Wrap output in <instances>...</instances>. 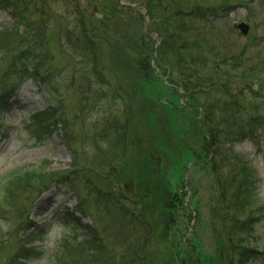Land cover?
<instances>
[{
    "label": "rangeland",
    "instance_id": "1",
    "mask_svg": "<svg viewBox=\"0 0 264 264\" xmlns=\"http://www.w3.org/2000/svg\"><path fill=\"white\" fill-rule=\"evenodd\" d=\"M43 5L51 13L46 46L51 57L52 88L47 91L46 87L28 80L16 90L9 102L10 109L0 113V264H9L8 258L16 255L18 248L34 250V253L29 254L30 260H19V264H52L60 245L74 237L77 243L82 241L80 235L69 233V229L59 221L60 216L55 217L72 212L78 200L76 195L80 193L82 199L86 193L82 185L74 190L77 194L67 188L44 193L38 198L33 193L23 194L11 206L3 201V189L6 188V182L16 176L30 174L37 178L77 169L70 167L74 157H78L81 162L79 164H83L85 161L92 162L95 156L103 152L117 154L111 147L109 150L107 144L96 141V134L90 124L100 125L114 120L123 123L130 114L134 120L140 117L137 111L139 95L134 90L132 93L136 96L132 95L129 100L128 84L132 78L123 70L128 69V65L132 67L133 61L138 60V55L142 57V37L149 45H153L151 75L152 79L156 75L159 80L156 84H142L146 99H141L145 103L155 100L156 103L163 104V111L157 108L153 115L147 113L139 121L133 120L135 124L129 129L126 139V162L122 158L115 166L114 175L118 176V180L113 179L114 177L110 179L115 184H121L123 192L130 198L137 197H134L135 191L141 185L140 181L144 182L143 195H148L151 201L145 200L141 205L146 207L148 218L157 225L155 234L151 233L150 241L146 240L152 246L151 259L145 264H179V261L188 260L190 256L184 248L179 251L180 257L175 256L170 243L165 244L161 239L162 220L156 214L160 207V188L184 195L182 201L187 208L184 214L187 217L173 222L179 232L173 242L181 240L194 245L196 251L192 253V261L200 259L202 264H219L221 258L216 248L219 243L225 244V239L224 243L220 242L223 237L219 235L221 230L218 221L223 212H215L219 193L207 171L194 166L198 158L200 162L205 157V152L200 151L201 128L192 118V108L187 103L186 93L176 69L173 68L174 52L163 49L165 44L155 33V20L149 17L145 0H45ZM109 8L112 12L110 11L109 17L103 18L97 35L96 68L101 72L102 80L98 79L96 85V76L90 72L92 65L89 60L74 53L66 40L60 37V33L64 30L66 33H75L81 19L85 22L90 20L89 17L99 19L101 16L95 10L99 12ZM75 11L79 13L75 15ZM240 23L249 27L245 36L236 29V25ZM13 29L14 21L9 12L0 11V33L11 30L14 33ZM195 29L194 35L202 36L216 51L235 55L242 53L248 61L246 69L256 70L258 67L264 70V0H257L253 8L236 9L226 18L218 16L214 20L201 22ZM22 31V27L17 28L18 35ZM2 54L3 51L0 56ZM204 55L214 56L212 53ZM5 68L6 66L0 65V71ZM241 70L243 69L236 72ZM79 83L84 86L92 84L93 92L90 97L84 95V87L79 90ZM162 84L165 90L162 89ZM79 105L85 109L80 111ZM187 106L188 109L183 108ZM50 108L58 110L62 118L70 123L69 138L71 137V147L76 151L73 157L62 130L49 138H42L41 141H37L30 133L31 116ZM260 111L263 115L264 107ZM159 113L166 118V125H160L157 121ZM160 119L162 122L165 120ZM57 128L59 130L60 127ZM87 134L94 135V139L86 138ZM232 153L245 162L256 179L252 230L244 245L263 253L259 261L253 264H264V146L258 147L246 141L235 144ZM84 168L87 166L84 165ZM96 173L102 175L106 171L98 170ZM138 176H141L140 180ZM93 184L109 190L107 187L103 188L104 183L96 178L93 179ZM153 206L155 217L149 213ZM22 208L26 215L22 218V214L18 218L17 211ZM93 212L89 217L84 216L80 225L95 227L101 233V229L108 225L105 223L106 218L102 212L101 215L95 212V216ZM22 221L25 222L20 228ZM107 233L108 231L102 234L107 244V260L114 256V260L120 264L124 251L119 243L121 240L114 242L112 232L109 235ZM234 241L236 242L235 238Z\"/></svg>",
    "mask_w": 264,
    "mask_h": 264
},
{
    "label": "trees",
    "instance_id": "2",
    "mask_svg": "<svg viewBox=\"0 0 264 264\" xmlns=\"http://www.w3.org/2000/svg\"><path fill=\"white\" fill-rule=\"evenodd\" d=\"M43 1L45 0H0V11L9 12L14 21V33L12 30L0 33V52L3 51L0 65L6 66L0 71V113L10 109L9 102L16 90L28 80L40 87H46L47 91L52 88L51 57L46 46L51 13L49 9H45ZM256 1L145 0L149 17L155 20V33L165 44L163 49L174 52L173 68L180 78L187 103L192 108V118L201 128L200 151L205 152V157L200 162L198 158L195 166L207 171L219 193L215 212H223V216L218 220L222 232L219 235L223 237L220 242L224 243L225 239V244L219 243L216 248L221 258V261L218 260L219 264H253L263 255L262 252L244 245L252 230L251 222L254 216L252 205L256 199V179L245 162L232 153V147L246 141L258 147L264 146V114L262 115L260 111V108L264 107V70L258 67L256 70L246 69L248 61L242 53L235 55L216 51L206 39L194 35V32L195 27L201 22L214 20L218 16L226 18L239 8H253ZM110 11L112 12L111 8L104 9L101 13L95 11L100 14V19H90L87 22L81 19L73 34L68 31L66 33L65 30L60 33V37L66 40L74 53L89 60L92 65L90 72L96 76V85L98 79L102 80V74L96 68V44L99 39L97 35L99 26L103 24V18L109 17ZM75 13L77 15L79 12L75 11ZM19 27L23 30L20 35L17 32ZM141 45L142 57L138 55V60L133 61L134 65L132 67L128 65V69L123 72L132 78L128 84L130 86L128 98L130 100L132 95L136 96L135 93L139 95L137 111L140 117H144L147 113L153 115L157 108L163 111V104L150 99L149 103L142 100L144 98L142 84L153 82L156 84L159 78L155 75V79H152L153 75H151L153 45H149L143 37ZM204 53H212L214 56ZM240 68L243 70L236 72ZM162 85V89L165 90L164 84ZM91 87L90 83L85 86L79 83L78 86L79 90L83 88L86 97L91 96L93 92ZM134 90L135 93H132ZM80 93L82 91L79 95ZM189 106L183 108L188 109ZM79 107L80 111L85 109L81 105ZM157 118L160 120L157 119L160 125H166L167 120L161 113L157 114ZM160 118L165 119L164 124ZM137 119L134 120L133 115L130 114L123 123L114 120L105 121L100 124L101 126L90 124L93 126L91 127L93 133L96 134V141L107 144L108 149L110 150L111 147L117 154L109 155L108 151L103 152L95 156L92 162L85 161L83 164H79L81 162L78 157H74L70 167L77 169L37 178L36 175L30 174L16 176L6 182L3 201L9 206L23 194L33 193L38 198L44 193L59 191L60 188L71 191L77 190L80 185L85 188L86 193L82 199L80 193L76 195L78 200L71 213L55 215V217L60 216L59 221L69 229L70 234H78L83 239L77 243L74 237L71 241L60 245L52 264H115L114 256L108 257V260L106 257L107 244L102 235L106 231L108 235L112 232L114 242L121 240L119 243L124 251L121 254L120 264L149 263L152 244L146 240L150 239L152 232L155 234L157 225L148 218L145 213L146 207L141 205L145 200L151 201L148 195H143L144 182L140 181L141 185L135 191L134 197H137L130 198L123 192L121 184L117 182L115 184L110 179L114 177L113 179L118 180V176L114 175L115 166L122 158L126 162L127 134L135 124L133 120ZM60 130L73 157L76 151L71 147V137L69 138L70 123L62 118L58 110L50 108L30 118V133L37 141L45 137L49 138ZM89 137L91 140L94 139L92 134H87L86 138ZM84 165L87 168H84ZM98 170L106 173L97 174ZM93 176L104 183L103 188L107 187L109 190L95 186ZM137 178L140 180L141 176ZM160 191L158 201L160 207L156 214L162 220L161 239L165 244L170 243V248L175 251L177 257H180L181 248L187 249L190 253L189 259H183L178 262L179 264H191V262L202 264L200 259L192 261V253L196 251L194 245L181 240L173 242V239L179 235L173 222L184 218L187 211L182 201L184 195L179 194L178 191H165L163 188H160ZM91 210L94 211V216L95 212H99L98 215L102 212L106 218L105 223L108 225L105 229H101V233L96 231L95 227L80 225V220L84 216L89 217ZM149 213L155 217V206L149 210ZM17 214L18 218L22 214V218L26 215L23 208L17 211ZM24 222H20L19 227ZM245 224L246 227L243 226ZM16 252V255L8 258L9 264H19V260H30L29 254L34 253V250L18 248Z\"/></svg>",
    "mask_w": 264,
    "mask_h": 264
},
{
    "label": "water",
    "instance_id": "3",
    "mask_svg": "<svg viewBox=\"0 0 264 264\" xmlns=\"http://www.w3.org/2000/svg\"><path fill=\"white\" fill-rule=\"evenodd\" d=\"M236 28L240 31V33H242L244 36L247 35L248 32V25L244 24V23H240L239 25L236 26Z\"/></svg>",
    "mask_w": 264,
    "mask_h": 264
}]
</instances>
